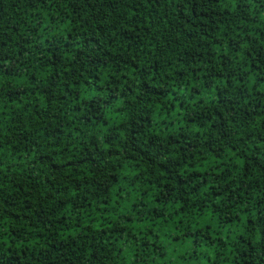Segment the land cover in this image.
Returning a JSON list of instances; mask_svg holds the SVG:
<instances>
[{"label":"trees","instance_id":"obj_1","mask_svg":"<svg viewBox=\"0 0 264 264\" xmlns=\"http://www.w3.org/2000/svg\"><path fill=\"white\" fill-rule=\"evenodd\" d=\"M0 264H264V0H0Z\"/></svg>","mask_w":264,"mask_h":264}]
</instances>
